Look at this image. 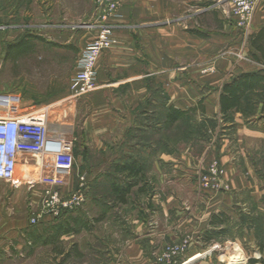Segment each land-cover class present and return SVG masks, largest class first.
Returning <instances> with one entry per match:
<instances>
[{
	"label": "rangeland",
	"instance_id": "rangeland-1",
	"mask_svg": "<svg viewBox=\"0 0 264 264\" xmlns=\"http://www.w3.org/2000/svg\"><path fill=\"white\" fill-rule=\"evenodd\" d=\"M116 1L120 4L119 12L127 13L130 25H136L138 33L155 39L153 0ZM171 1L179 5L171 18L174 24L181 29L187 25L190 32L197 27L195 18L180 19L183 16L191 15L197 8L206 9L204 31L218 33L221 26L217 16L228 15L232 5V0H206L199 7L196 0ZM108 3V0H0V96H14L25 110L48 108L50 130L77 139L73 143L76 167L63 191L64 200L82 188L85 204L97 196L108 200L125 194L136 197L145 189L148 198L130 205L148 206L150 214L153 213L148 220L147 209L140 210L144 220L151 224L150 232L142 240L150 264H155L168 247L185 241L190 247L182 261L193 257L189 264H251V260L263 257L260 246L264 244V141L253 139L248 146L241 145L237 133L223 132L219 119L208 118L199 110L168 126L166 106L171 98L160 73L161 116L147 122V132L139 130L133 138L135 143H149L151 151L131 156L133 161L128 158L122 161L127 166L131 162L136 168L118 172L114 164L120 157L110 153L114 145L109 141V153L94 157L87 151L88 157L84 156L83 143L89 134L81 125L91 115L93 102L99 99L93 98V93L73 98L70 83L81 58L80 40L99 33L98 26L103 25V10ZM182 3L186 11L182 10ZM112 18L105 22L111 24ZM225 52L211 53V61ZM192 64L199 66L204 76L218 71L205 74L203 69L207 66H201L200 60ZM94 148L92 143L91 149ZM102 165L110 166L109 170L97 172L95 169ZM35 171L18 167L22 177H36ZM81 177L85 178L84 186L80 185ZM42 189L38 187L31 192L27 184L13 188L0 181V227L25 221L34 211L32 202L39 201ZM215 196H233V201L224 205L227 198L220 199L219 206L223 208L218 209ZM164 203L168 210L173 209L168 217L162 212ZM85 204L78 211L62 216L82 214ZM116 206H104L114 218L119 213L114 210ZM90 208L87 207L89 213ZM217 214L228 220L217 229L221 231L213 243L207 244L203 237L211 230L210 220ZM48 231L47 238L51 234ZM70 244L71 240H58L48 246L47 264H59L52 253ZM7 247L0 245V264H30L25 258L12 257V249L7 252Z\"/></svg>",
	"mask_w": 264,
	"mask_h": 264
},
{
	"label": "crops",
	"instance_id": "crops-1",
	"mask_svg": "<svg viewBox=\"0 0 264 264\" xmlns=\"http://www.w3.org/2000/svg\"><path fill=\"white\" fill-rule=\"evenodd\" d=\"M196 1L199 7L206 0ZM231 3L228 15L217 16L221 26L218 33L204 31L207 10L202 8L180 18H195L194 24L197 27L194 31L190 32L187 25L183 29L179 28L171 19L179 5L171 0H153L154 26L157 28L155 39L138 33L135 29L137 26L130 25L127 13L121 11L119 18L111 19L117 43L101 55L97 64L99 87L93 91L92 97L99 101L93 102L91 115L81 125L89 134L85 144L82 142L85 153L88 151L94 157L109 153L110 142L114 145L110 153L115 152L120 157L114 164L116 170L121 173L136 168L131 162L127 166L122 161L124 158L133 161L131 156L151 151L149 143H135L133 138L139 130L147 132L146 123L154 118L159 120L161 116L158 73L161 74V82L166 83L165 88L171 98L166 107L189 111L203 101L205 116L219 119L223 132L237 133L241 145L248 146L253 139L264 141V3L255 15L248 37H244L237 28L233 16V0ZM181 7L184 11L185 3ZM96 35L93 33L90 37H83L79 48L83 51ZM220 50L226 52L211 61V53H220ZM194 60H200L201 66L212 65L218 71L204 76L199 66L192 64ZM251 73L261 77L258 79L259 85L243 91L242 96L237 94L240 96L237 106L226 111L223 109V112L221 92L224 85L246 81L239 79L242 74ZM144 131L140 132L149 134ZM67 139L72 144L77 141L76 138ZM92 143L95 144L94 149H91ZM88 153L84 156L88 157ZM25 158L24 155L20 158V166L24 168L22 163ZM103 165L95 170L101 173L108 171L110 166ZM160 179L162 183L163 177ZM144 184L148 185L149 181L145 180ZM141 192L136 197L125 194L110 200L98 196L89 198L82 214L69 215L72 231L61 236L60 240H71V244L69 247L55 249L53 258L59 264H150L142 240L150 232L151 224L144 220L140 210L142 207L147 209L148 220L153 213L150 214L148 206L139 208L130 205L140 202V198H148L145 189ZM223 198H227L224 205L233 201V196H215V205ZM38 202H35L36 209ZM112 204L117 205L114 210L119 211L118 218L111 217L110 212L107 213L108 208L104 207ZM219 205L218 209L223 208ZM87 207H91L89 210H92V214ZM172 211L164 203V216L168 217V212ZM30 216L28 214L21 223L0 227V245L12 247H7V252L12 249V257L25 258L30 264H47V248L50 245L45 243L44 227L54 220L46 218L32 227Z\"/></svg>",
	"mask_w": 264,
	"mask_h": 264
},
{
	"label": "built area",
	"instance_id": "built-area-1",
	"mask_svg": "<svg viewBox=\"0 0 264 264\" xmlns=\"http://www.w3.org/2000/svg\"><path fill=\"white\" fill-rule=\"evenodd\" d=\"M108 1L103 10V25L98 26L99 33L81 52L77 73L71 80L70 91L75 99L98 89L99 59L117 43L113 35L115 27L105 21L112 17L119 18L120 4L116 0ZM263 3L264 0H233L234 22L246 37L250 35L255 15ZM216 71L214 66L203 69L205 74ZM49 117L48 108L25 110L14 96H0V181L10 184L13 188L27 184V189L31 192L38 187L43 188L38 209L35 208L36 203L32 202V227L46 218L55 220L68 212H76L86 202L83 188L71 194L67 200L62 198L68 179L74 174L76 158L72 142L63 134L50 130ZM23 155L26 158L22 164L27 171L35 168L36 177H22L18 174L20 158ZM216 170L214 168L213 171L217 172ZM84 180L85 178L81 177V186H84ZM189 247L188 241L172 245L158 256L155 264H189L193 257L182 261Z\"/></svg>",
	"mask_w": 264,
	"mask_h": 264
},
{
	"label": "trees",
	"instance_id": "trees-1",
	"mask_svg": "<svg viewBox=\"0 0 264 264\" xmlns=\"http://www.w3.org/2000/svg\"><path fill=\"white\" fill-rule=\"evenodd\" d=\"M258 79H261V77L257 73L242 74L241 79L239 80L246 81H241L240 83L235 81L231 84H225L221 92L222 110L224 109L226 111L231 107H236L237 100L240 98V96H242L243 91L245 92L246 90H252L253 87L259 85ZM198 110L201 111L202 114H205L206 111L203 106V101H200L197 106H195L193 109H190L189 111L177 110L174 107H168L166 110L165 124L167 123L168 126H172L176 123H179L183 118L189 116L190 114H195V112H198ZM61 219L62 222L60 221ZM227 220L228 217L226 216L224 217L223 215L218 214L213 215L212 219L210 220L211 230L205 232L203 241H205L207 244L213 243V239L218 233H220L219 231H221L217 229L223 227L222 225L226 224ZM48 230L51 231V234L47 238V232H49ZM44 231L46 235V245H53L58 240H60L61 236L67 235L72 231L70 228L69 216L66 218L61 216L60 218L55 219L54 222L46 224ZM260 252L263 254V257L257 260H251V264H264V244L260 246Z\"/></svg>",
	"mask_w": 264,
	"mask_h": 264
}]
</instances>
